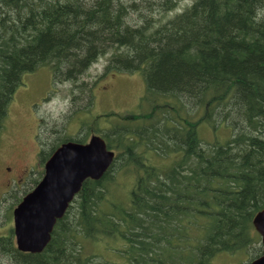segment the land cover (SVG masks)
<instances>
[{
    "label": "trees",
    "instance_id": "1",
    "mask_svg": "<svg viewBox=\"0 0 264 264\" xmlns=\"http://www.w3.org/2000/svg\"><path fill=\"white\" fill-rule=\"evenodd\" d=\"M179 1L0 0V137L23 75L41 67L72 84L73 103L79 92L75 117L92 103L82 77L108 54L104 73H142L146 107L101 135L116 157L99 181L83 183L47 247L20 252L11 230L0 236V264H105L87 250L104 238L125 242L122 264H212L220 254L249 264L261 255L252 219L264 208V0H194L155 25L150 14ZM203 119L228 127L229 139L203 143ZM91 131L82 121L80 137L44 134L39 161ZM150 151L177 156L160 171ZM119 171L134 180L125 199L114 192Z\"/></svg>",
    "mask_w": 264,
    "mask_h": 264
},
{
    "label": "rangeland",
    "instance_id": "2",
    "mask_svg": "<svg viewBox=\"0 0 264 264\" xmlns=\"http://www.w3.org/2000/svg\"><path fill=\"white\" fill-rule=\"evenodd\" d=\"M193 1L180 0L174 11L154 12L150 15L155 25H159L176 13L182 12ZM146 16L150 18L149 15ZM139 18V15H133L128 19V23L133 24ZM107 57L108 54L100 57L82 77L81 81L87 83L86 91L90 88L92 103L87 112L78 113L75 117V104L77 108H81L85 102L80 101L81 95L77 90L74 94L75 98L78 97L77 101L75 103L71 101L70 93L73 87L71 83H54L48 67H41L35 72L23 75L22 83L8 106V114L0 137V236H8L11 230L13 231V209L24 197V193L35 187L33 182L39 179L38 173L43 170L44 164L39 161L38 154L44 134L47 135L49 142L55 137H80L78 125L83 121L91 124L92 133L87 135L88 140L92 134L103 136L112 124H122L129 115L139 114L145 110L146 107L141 104L145 90L142 73L114 70L104 73ZM181 114L189 120H198L201 117L200 114H194L190 110H183ZM196 127L200 139L205 144L224 143L230 136V130L222 123L216 124L214 130L203 119ZM34 134H36L35 139ZM148 156L155 167L165 171L173 164V157L177 155L158 157L150 151ZM8 161L18 162L20 167L29 169L27 183L8 188L7 180L15 179L16 175L13 165L10 173L5 175L3 168L8 165ZM115 186L114 192L125 199L127 192L134 186V180L132 177L121 175L119 171ZM5 191L7 192L3 196ZM124 247L125 242L121 239L104 238L97 244H90L87 250L105 264H122L125 261L121 253ZM245 259L244 256L237 259L235 255L220 254L212 264H234L235 261L239 263L240 260Z\"/></svg>",
    "mask_w": 264,
    "mask_h": 264
},
{
    "label": "water",
    "instance_id": "3",
    "mask_svg": "<svg viewBox=\"0 0 264 264\" xmlns=\"http://www.w3.org/2000/svg\"><path fill=\"white\" fill-rule=\"evenodd\" d=\"M115 159L105 140L92 135L86 143L61 144L44 164L42 179L12 212L13 237L17 250L39 254L48 245L57 221L86 180L99 181ZM260 236L262 253L250 264H264V208L252 219Z\"/></svg>",
    "mask_w": 264,
    "mask_h": 264
},
{
    "label": "flooded vegetation",
    "instance_id": "4",
    "mask_svg": "<svg viewBox=\"0 0 264 264\" xmlns=\"http://www.w3.org/2000/svg\"><path fill=\"white\" fill-rule=\"evenodd\" d=\"M35 136H36V134L33 135L34 139H35ZM12 165H13V168L15 167L16 175H15V179L13 178V179L7 180L6 184H7L8 188L10 186H19V185H22L24 183H27L28 175H29V169L20 167L18 162L8 161V165H6L3 168L5 175H8L10 173V171L12 169ZM6 192L7 191L3 192L2 195L4 196V193H6ZM2 199H4V197Z\"/></svg>",
    "mask_w": 264,
    "mask_h": 264
}]
</instances>
